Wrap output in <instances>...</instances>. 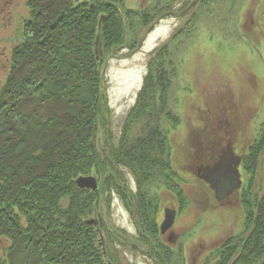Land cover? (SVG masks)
<instances>
[{
    "label": "trees",
    "instance_id": "trees-1",
    "mask_svg": "<svg viewBox=\"0 0 264 264\" xmlns=\"http://www.w3.org/2000/svg\"><path fill=\"white\" fill-rule=\"evenodd\" d=\"M124 1L28 0L25 26L32 36L15 50L26 60L19 65L13 59V73L0 89V264H134L121 258L104 219L103 227L87 222L100 206L101 189L108 203L113 193L120 197L135 226V248L145 246L152 264H173L182 254V245L178 250L162 237L160 196L150 189L163 178L180 210L186 208L181 175L161 129L173 74L169 41L149 59L117 145L104 157L96 146L100 122L109 126L110 110L95 33L108 53L125 44L135 48L142 37L132 33L126 40L125 20L132 16ZM144 15L146 28L156 15L148 10ZM32 40L36 46H29ZM258 152L251 144L248 172L255 170ZM123 167L133 175L135 191L121 183ZM92 174L102 177L101 186L80 188L76 180ZM242 197V230L202 264H264V193L256 201ZM120 232L127 244L128 234Z\"/></svg>",
    "mask_w": 264,
    "mask_h": 264
},
{
    "label": "rangeland",
    "instance_id": "rangeland-1",
    "mask_svg": "<svg viewBox=\"0 0 264 264\" xmlns=\"http://www.w3.org/2000/svg\"><path fill=\"white\" fill-rule=\"evenodd\" d=\"M80 1L95 4L94 0ZM124 5L126 14L132 16L125 20L126 40L131 41L132 33L142 37L135 48L125 44L108 53L95 33L94 52L98 61L104 58L100 72L110 110L109 126L100 122L96 134L97 150L104 157L110 145H117L148 73L149 59L169 41L167 64L173 74L161 129L173 166L181 175L186 208L180 210L175 195L162 186L163 178L154 180L150 189L159 193L160 213L163 207L177 210L175 224L162 236L171 247L183 246L173 264H202L208 255L214 256L225 238L242 230L243 194L254 201L263 198L264 0H125ZM145 10L156 15L146 28ZM28 18V0H0V89L13 73L16 48L32 36L25 26ZM35 40L28 41L29 46H36ZM23 59L18 57L16 62L20 65ZM253 143L259 150L256 168L248 172L244 160L241 191L218 192L204 170L206 165L200 163L209 152L229 146L247 155ZM119 171L121 183L135 191L133 175L124 167ZM96 178L100 187L103 179ZM105 193L100 190V206L89 219H96L101 227L104 219L124 261L152 264L145 246L135 248V226L122 200L113 193L108 203ZM121 230L128 234L127 244H123ZM101 240L106 250V239L101 236Z\"/></svg>",
    "mask_w": 264,
    "mask_h": 264
},
{
    "label": "flooded vegetation",
    "instance_id": "flooded-vegetation-1",
    "mask_svg": "<svg viewBox=\"0 0 264 264\" xmlns=\"http://www.w3.org/2000/svg\"><path fill=\"white\" fill-rule=\"evenodd\" d=\"M206 156L208 157H206L205 161L199 163L202 166L206 165L204 170L208 171L214 185L216 187L218 185L226 193L233 192L232 194H234L241 191L240 186L245 182L242 177V170L244 168L246 153L234 151L229 146L226 150H221L220 152L215 150L212 154L209 152ZM238 185L240 186L237 188L236 186ZM169 211V208L163 207L160 213V218L162 216L160 224L165 218V213Z\"/></svg>",
    "mask_w": 264,
    "mask_h": 264
},
{
    "label": "water",
    "instance_id": "water-1",
    "mask_svg": "<svg viewBox=\"0 0 264 264\" xmlns=\"http://www.w3.org/2000/svg\"><path fill=\"white\" fill-rule=\"evenodd\" d=\"M210 182L211 184L214 185L211 179H210ZM76 183L78 184L80 188H88L91 190H96L98 188V180L95 176H80L76 180ZM239 186L240 185L236 187L238 188ZM216 188L218 189V192L226 193V191H223V189L221 190V188L218 185ZM176 217H177V210L175 209H170L169 212L165 213V218L163 222L160 224V230H161L162 235L165 234L170 228L173 227L176 221ZM87 222L88 224H97L98 221L96 219H91V220H88Z\"/></svg>",
    "mask_w": 264,
    "mask_h": 264
}]
</instances>
